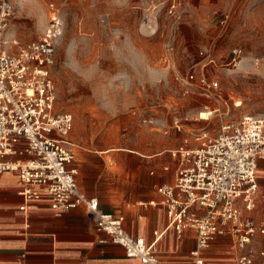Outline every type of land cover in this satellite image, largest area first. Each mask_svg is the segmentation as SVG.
<instances>
[{"label":"rangeland","instance_id":"374dc122","mask_svg":"<svg viewBox=\"0 0 264 264\" xmlns=\"http://www.w3.org/2000/svg\"><path fill=\"white\" fill-rule=\"evenodd\" d=\"M8 1L11 53L40 37L50 3L59 9L54 111L74 120L79 189L107 203L156 200L157 186L173 181L178 166L171 151L184 141L194 146L197 132L264 115V0ZM257 185L255 208L243 214L259 221L264 159ZM233 245L229 239L221 252L229 264L242 255L257 260L264 247L260 237Z\"/></svg>","mask_w":264,"mask_h":264},{"label":"built area","instance_id":"2783aa9c","mask_svg":"<svg viewBox=\"0 0 264 264\" xmlns=\"http://www.w3.org/2000/svg\"><path fill=\"white\" fill-rule=\"evenodd\" d=\"M12 16L11 3L0 0V174H16L20 211L37 201L47 202L56 215L82 207L96 231L105 236L99 243L122 248L127 258L140 264H204L202 253L219 236L234 237L233 246L239 248L257 236L264 240V220L243 214L256 204L257 166L264 159V115L226 122L215 134L197 132L194 146L184 141L170 152L178 158L174 180L158 186L159 200L149 205L164 208L166 229L178 238L192 230L195 246L187 263L162 262L156 249L162 233L154 232L150 243L128 235L122 215L104 212L96 198L79 190L75 144L69 137L74 120L69 113L54 111L52 74L62 29L59 9L50 3L40 37L15 53L4 48ZM240 55V49L233 50L234 58ZM237 264H264V247L257 260L242 255Z\"/></svg>","mask_w":264,"mask_h":264},{"label":"crops","instance_id":"0c3cea01","mask_svg":"<svg viewBox=\"0 0 264 264\" xmlns=\"http://www.w3.org/2000/svg\"><path fill=\"white\" fill-rule=\"evenodd\" d=\"M163 171L168 172V166L163 167ZM92 177L99 179L95 174ZM19 191L16 174H0V264H140L136 259L127 258L122 248L99 243L105 236L96 231L82 207L56 215L47 202L37 201L22 212ZM80 191L96 198L104 212L122 215L123 228L128 235L150 243L154 232L162 233L156 244L160 261L187 263L191 260L194 232L187 230L178 238L172 229H166L164 208L149 205L151 201L158 202L159 195L142 207H116L95 196L98 192ZM259 237L263 238L258 236L256 240ZM228 238L233 244L235 238L229 235L219 236L211 243V249L202 253L204 264H229L221 253Z\"/></svg>","mask_w":264,"mask_h":264},{"label":"bare ground","instance_id":"6f19581e","mask_svg":"<svg viewBox=\"0 0 264 264\" xmlns=\"http://www.w3.org/2000/svg\"><path fill=\"white\" fill-rule=\"evenodd\" d=\"M208 115L207 113H201L200 114V118L203 119V120H207L208 119Z\"/></svg>","mask_w":264,"mask_h":264}]
</instances>
